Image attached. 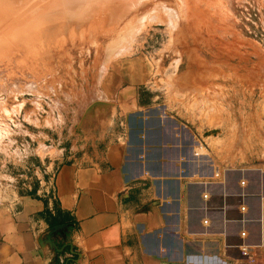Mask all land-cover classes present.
<instances>
[{"label": "rangeland", "instance_id": "obj_1", "mask_svg": "<svg viewBox=\"0 0 264 264\" xmlns=\"http://www.w3.org/2000/svg\"><path fill=\"white\" fill-rule=\"evenodd\" d=\"M123 87L216 155L264 161V0H0V202Z\"/></svg>", "mask_w": 264, "mask_h": 264}, {"label": "crops", "instance_id": "obj_2", "mask_svg": "<svg viewBox=\"0 0 264 264\" xmlns=\"http://www.w3.org/2000/svg\"><path fill=\"white\" fill-rule=\"evenodd\" d=\"M128 92L0 202V264H264V161L216 155Z\"/></svg>", "mask_w": 264, "mask_h": 264}, {"label": "built area", "instance_id": "obj_3", "mask_svg": "<svg viewBox=\"0 0 264 264\" xmlns=\"http://www.w3.org/2000/svg\"><path fill=\"white\" fill-rule=\"evenodd\" d=\"M243 234H245V233H243ZM241 247H242V250H243V253L244 254H246V255L249 254V247L248 246L242 245Z\"/></svg>", "mask_w": 264, "mask_h": 264}, {"label": "bare ground", "instance_id": "obj_4", "mask_svg": "<svg viewBox=\"0 0 264 264\" xmlns=\"http://www.w3.org/2000/svg\"><path fill=\"white\" fill-rule=\"evenodd\" d=\"M222 59V58H221ZM236 70V69H235Z\"/></svg>", "mask_w": 264, "mask_h": 264}]
</instances>
